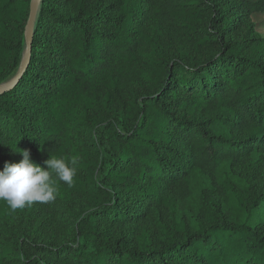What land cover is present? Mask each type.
Instances as JSON below:
<instances>
[{
  "label": "trees",
  "instance_id": "trees-1",
  "mask_svg": "<svg viewBox=\"0 0 264 264\" xmlns=\"http://www.w3.org/2000/svg\"><path fill=\"white\" fill-rule=\"evenodd\" d=\"M30 3L0 0V85L20 70ZM241 3L264 11V0ZM234 16L221 0H41L28 67L0 95V171L21 149L45 168L76 158L77 172L72 186L57 182L65 242L42 240L25 207L0 201V264H264V230L247 222L141 248L103 228L162 206L195 171L264 148V60L227 39Z\"/></svg>",
  "mask_w": 264,
  "mask_h": 264
},
{
  "label": "rangeland",
  "instance_id": "rangeland-1",
  "mask_svg": "<svg viewBox=\"0 0 264 264\" xmlns=\"http://www.w3.org/2000/svg\"><path fill=\"white\" fill-rule=\"evenodd\" d=\"M221 1L235 15V22L231 25L233 29L225 35L227 39L237 44H245L248 53L264 60V11L250 13L241 3L242 0ZM76 3L77 1L70 4L73 10L77 8ZM84 5L86 6V2ZM228 115L225 113L219 118H226ZM194 117L212 120L218 118V115L197 112ZM215 133L230 140L245 137L238 134L235 136L230 129H218ZM172 146L175 147V144ZM178 150L188 151L184 144H180ZM172 161L179 164L177 156ZM255 198L258 200L253 204ZM133 203L134 201L129 204ZM78 204L81 202L77 201ZM59 207L62 209L56 200L48 204L33 203L26 206L24 223L44 225V241L56 239L55 243L65 242L64 235L56 234V228L61 227L63 220ZM219 221L229 224L247 222L264 230V148L241 160L225 161L215 170L195 171L179 189L166 191V201L162 206L152 209L139 219L104 222L103 228L114 239L125 240L129 247L141 248L160 245L167 237L180 235L183 229L197 232Z\"/></svg>",
  "mask_w": 264,
  "mask_h": 264
},
{
  "label": "clouds",
  "instance_id": "clouds-1",
  "mask_svg": "<svg viewBox=\"0 0 264 264\" xmlns=\"http://www.w3.org/2000/svg\"><path fill=\"white\" fill-rule=\"evenodd\" d=\"M14 152L19 153L22 160L19 163L5 162L0 171V201L11 210L23 209L33 203L54 202L58 194L57 182L72 186L77 172L76 158L66 161L51 156L45 161V168L32 161L30 151L19 149Z\"/></svg>",
  "mask_w": 264,
  "mask_h": 264
},
{
  "label": "water",
  "instance_id": "water-1",
  "mask_svg": "<svg viewBox=\"0 0 264 264\" xmlns=\"http://www.w3.org/2000/svg\"><path fill=\"white\" fill-rule=\"evenodd\" d=\"M40 3H41V0H32L31 1L28 21H27V24H26L25 30H24L26 48H25L23 61H22V64H21V67H20V70H19L17 76H15V78L12 79L11 81L0 85V95L6 91H9L10 89H12L18 83L21 76L23 75V73L25 72V70L28 67L30 57H31V51H32L34 25L36 22V17H37L38 11H39Z\"/></svg>",
  "mask_w": 264,
  "mask_h": 264
}]
</instances>
